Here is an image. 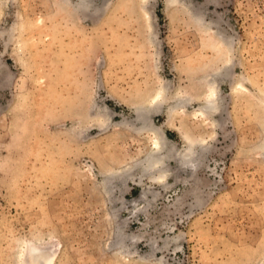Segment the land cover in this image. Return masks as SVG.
I'll use <instances>...</instances> for the list:
<instances>
[{
    "label": "rangeland",
    "instance_id": "rangeland-1",
    "mask_svg": "<svg viewBox=\"0 0 264 264\" xmlns=\"http://www.w3.org/2000/svg\"><path fill=\"white\" fill-rule=\"evenodd\" d=\"M175 3L0 0V264H264V0Z\"/></svg>",
    "mask_w": 264,
    "mask_h": 264
},
{
    "label": "bare ground",
    "instance_id": "bare-ground-1",
    "mask_svg": "<svg viewBox=\"0 0 264 264\" xmlns=\"http://www.w3.org/2000/svg\"><path fill=\"white\" fill-rule=\"evenodd\" d=\"M145 1V0H142ZM177 0H168L170 5L176 4ZM70 2L81 9L84 12H89L91 8V0H70ZM148 13V12H147ZM218 73H212L208 80V84L210 85L209 93L207 94V98L204 101V104L201 107V113H208L215 111L217 106V89H216V81H217ZM155 92V91H154ZM164 97L163 89H159L154 94L149 96L142 104L137 106V113L139 117L144 116L148 111L152 110V108L161 104L162 98ZM191 101V97L188 95H182L176 99V104L171 107L169 111H173L175 108H179L186 106L187 103ZM185 108V107H184ZM170 113V112H169ZM172 113V112H171ZM207 116V115H206ZM199 117V116H198ZM156 140L152 141L151 145L148 147V152L144 158L145 165H143L146 169H152L161 166L164 162L171 156V151L164 150V143L162 142L159 134H156ZM187 148L181 153V160L183 163L188 164L194 161L195 156V147L199 144V140L196 139H188ZM166 174V173H165ZM158 175V174H157ZM114 176V175H113ZM164 174L154 178L155 180H161ZM31 244V243H30ZM33 245V244H32ZM30 246V251L34 254V260L25 261L22 264H53L55 261V252L47 247H42L38 245ZM31 254V253H30Z\"/></svg>",
    "mask_w": 264,
    "mask_h": 264
}]
</instances>
